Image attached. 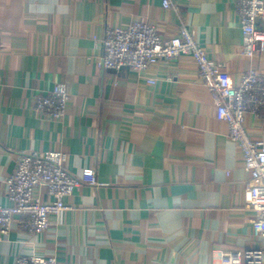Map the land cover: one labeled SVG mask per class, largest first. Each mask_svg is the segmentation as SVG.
Masks as SVG:
<instances>
[{
	"label": "crops",
	"instance_id": "0c3cea01",
	"mask_svg": "<svg viewBox=\"0 0 264 264\" xmlns=\"http://www.w3.org/2000/svg\"><path fill=\"white\" fill-rule=\"evenodd\" d=\"M237 1L0 0V204L22 152L63 151L68 172L92 167L99 181L80 184L42 232L15 215L0 264L31 254L60 264H220L219 251L237 249H262L264 264L250 175L195 61L159 60L143 73L95 63L107 28L142 20L165 38L184 24L232 83L249 69L264 78V53L242 54ZM56 83L69 100L50 120L34 97ZM245 127L264 143V104Z\"/></svg>",
	"mask_w": 264,
	"mask_h": 264
},
{
	"label": "built area",
	"instance_id": "2783aa9c",
	"mask_svg": "<svg viewBox=\"0 0 264 264\" xmlns=\"http://www.w3.org/2000/svg\"><path fill=\"white\" fill-rule=\"evenodd\" d=\"M171 6V0H162ZM237 10L242 35V54L252 57L264 53V29L256 26L264 20V0H238ZM103 54L96 58L98 67L119 70L128 67L137 73L159 60L189 55L199 75L211 91L217 119L227 124L229 135L237 143L244 169L249 173L246 184L247 207L254 212L252 221L256 235H264V143L250 137L245 127L247 112H256L264 104V78L249 69L232 83L229 75L208 57L194 38L193 31L181 24L178 33L163 37L156 27L142 20L126 26L107 28L102 38ZM149 82H153L149 79ZM69 95L61 83L34 97V109L50 120H60ZM67 155L63 151L22 152L16 169L6 179L7 204H0V240L9 233L13 217L24 216L32 233L46 230L50 217L69 208L66 198L82 183L98 184L95 169L85 167L79 176L67 171ZM45 195V197H44ZM220 264H263L262 249L219 251ZM14 264H60L54 256L20 255Z\"/></svg>",
	"mask_w": 264,
	"mask_h": 264
}]
</instances>
